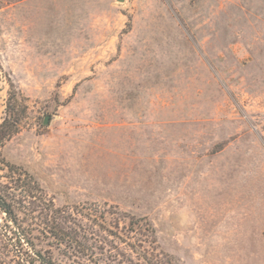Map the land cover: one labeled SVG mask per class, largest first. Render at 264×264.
Returning <instances> with one entry per match:
<instances>
[{
    "label": "rangeland",
    "instance_id": "374dc122",
    "mask_svg": "<svg viewBox=\"0 0 264 264\" xmlns=\"http://www.w3.org/2000/svg\"><path fill=\"white\" fill-rule=\"evenodd\" d=\"M16 100L1 155L56 207L145 217L176 264H264V0H0V124Z\"/></svg>",
    "mask_w": 264,
    "mask_h": 264
},
{
    "label": "trees",
    "instance_id": "16d2710c",
    "mask_svg": "<svg viewBox=\"0 0 264 264\" xmlns=\"http://www.w3.org/2000/svg\"><path fill=\"white\" fill-rule=\"evenodd\" d=\"M21 107L9 103L0 124V264H176L157 248L145 217L107 203L58 208L33 175L4 160L1 148L19 129Z\"/></svg>",
    "mask_w": 264,
    "mask_h": 264
},
{
    "label": "water",
    "instance_id": "95a60500",
    "mask_svg": "<svg viewBox=\"0 0 264 264\" xmlns=\"http://www.w3.org/2000/svg\"><path fill=\"white\" fill-rule=\"evenodd\" d=\"M49 120H50V118H49L48 116H46V117L44 118V120H43V124H44V125H47V124L49 123Z\"/></svg>",
    "mask_w": 264,
    "mask_h": 264
}]
</instances>
